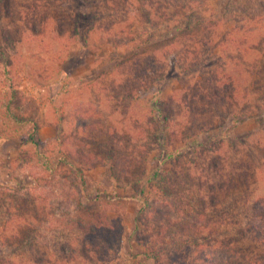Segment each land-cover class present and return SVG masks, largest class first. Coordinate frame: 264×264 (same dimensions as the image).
<instances>
[{"label": "rangeland", "instance_id": "1", "mask_svg": "<svg viewBox=\"0 0 264 264\" xmlns=\"http://www.w3.org/2000/svg\"><path fill=\"white\" fill-rule=\"evenodd\" d=\"M228 1L231 0H206L202 7L206 9L205 16L219 18ZM246 1L253 5L256 2ZM154 2L11 0L9 9L3 10L0 18V46L4 52V59H0V129L2 103L5 95H9L8 87L13 85L19 92L13 110L37 124L41 150L40 156L36 155L34 145L24 140L31 122L16 136L0 140V234L10 235L19 228L17 226L29 224L23 229L22 244L1 245L0 239V255L15 257V264L20 259L25 260L24 255H28V247L34 240L40 251L55 250L64 257H54L59 264L68 263L64 259H72L70 245L77 247L76 240H79L73 219L77 215L88 219L86 215L90 212H99L101 216L100 230L86 236L90 237L92 244L88 240L86 244L94 258L101 260V264H120L121 260L140 257L141 247L131 237L140 204L130 196V186L113 176L108 162L81 164L64 147L71 141L79 144L85 137L83 126L90 122L96 127L113 125L122 132L124 129L132 131L135 119L146 122L149 118L148 101L157 93V88H161L159 96L162 98L173 94L184 108H189L190 87L204 81V76H221L224 67H231L234 53V49L232 52L230 48L225 49L230 45L226 32L234 22L231 16L225 15L223 25L210 30L211 36L204 33L190 42H181L187 47L179 48L173 59L168 53L170 47L162 49V45L169 44L168 38L174 32L171 29L176 25L170 22L169 12L167 16L162 14L167 12L157 14V25L147 22V12ZM152 35L156 40L153 46L148 42ZM122 41L124 46H116ZM158 46L161 48L157 51ZM192 63L195 65L191 66ZM4 64L10 71L9 82L2 80ZM121 80L125 85L119 84ZM53 107L60 108L59 126ZM240 107L238 115L246 110L245 105ZM262 112L264 117V108ZM257 114H248L247 119L236 124L228 117L224 120L209 112L199 118L203 121H199L197 127L204 130L200 131L198 139L207 140L210 148L216 135L227 138L221 153L230 157L229 166L240 157L249 160L253 169L259 166L256 179L249 180V190L244 187L235 193L236 190L231 189L230 195L236 203L227 201L229 207L225 209L223 222L244 217V211L238 207L246 202L245 193L264 194V118ZM206 120L212 122L205 124ZM208 124L211 126L207 128ZM189 134L184 133V140L187 141ZM234 136H249L247 147L240 145L239 139H231L229 143L228 138ZM122 141L128 144V136ZM61 154H67L65 161L50 179L40 163L44 158L55 159ZM159 155L158 150L151 149L143 154L148 172L157 167L169 168L159 164ZM74 167L81 169L82 182L74 177ZM196 201L192 198L190 203ZM34 203L39 204L38 216H33L31 210ZM8 207H11V216L6 212ZM22 213L24 218H21ZM9 217L12 218L8 220ZM257 250L252 244L246 248V253L251 257ZM87 259L71 260L68 264H96Z\"/></svg>", "mask_w": 264, "mask_h": 264}, {"label": "trees", "instance_id": "2", "mask_svg": "<svg viewBox=\"0 0 264 264\" xmlns=\"http://www.w3.org/2000/svg\"><path fill=\"white\" fill-rule=\"evenodd\" d=\"M245 1H228L224 14L216 19L205 16L206 9L203 10L202 7L206 0H155L147 12L146 20L151 25H157L155 20L158 19L159 12H167L162 13L163 16L171 13L170 22L176 28L171 29L174 32L168 38L169 44L162 45V49L170 47L168 53L172 54L173 59L177 57L179 48L187 47L181 42H190L204 33L211 36L210 30L219 29V25H223L227 19L224 16H231L234 22L226 32L231 40L229 39L230 45L225 47L230 48L231 52L234 49L231 67H224L222 75L217 78L216 74L204 76V81H197L191 86L190 97L187 94L189 108H184L173 94L169 96V101V97L162 98L159 96L161 88H157V93L148 101L149 118L147 117L146 122L135 119L132 131L124 129L122 132L113 125L96 127L90 122L83 126L85 137L79 140V144L74 145L71 141L64 147L81 164L91 166L97 162H108L113 176L130 186V196L140 204L131 235L141 247L140 257L121 260L120 264H264V194L256 195L254 191L245 193L246 202L238 207V210L244 211V217L223 222L226 220L225 209L229 207L227 201L230 204L236 203V199L230 195L231 189H235V193L240 188L244 190V187L246 191L249 190V180L256 179L259 166L253 169L250 161L242 157L229 166L230 157L221 153L227 138L216 135L212 141L213 148H210L207 140L198 139L200 131L204 129L197 127L200 115L208 112L215 117L221 116L224 120L228 117L233 124L247 119L248 114L255 115L256 112L258 117L264 118V0H256L254 5ZM195 2H199V5H193ZM10 5L11 0H0V18L3 10L7 11ZM168 34L167 32L165 36L168 37ZM155 41L153 35L149 37L148 42L152 46ZM116 44L124 46L123 41ZM160 48L158 46L155 50ZM3 57L4 52L0 46V59H4ZM185 61L187 63V57ZM194 65L195 63L191 64ZM1 73L3 81H11L6 64L2 66ZM154 79L158 80L156 77ZM122 82L123 80L119 81V84L125 85ZM8 91L9 95H5L2 103L0 140L16 136L19 130L31 122L24 140L32 143L36 155L40 156L37 124L13 110L12 105L19 92L13 85L8 87ZM241 104L246 106L244 115L237 114ZM53 110L57 114L59 126L60 108L53 107ZM209 122L212 120H206L205 124ZM209 126L211 124L207 128ZM185 132L191 133L187 136V141L184 140ZM124 136H128V144L123 143ZM248 137L234 136L228 138V141L230 143L231 139H239L240 145L247 147ZM150 149L158 150L161 156L157 161L169 168L162 170L157 167L148 172L147 159L143 154ZM66 155L61 154L55 159L44 158L40 163L50 179L61 168ZM74 168V177L82 182L81 169ZM192 198L197 199L195 204L190 203ZM223 203L225 205L221 207ZM38 207L39 204L34 203L31 209L35 214L33 216H38ZM10 210L11 207H8L6 212L11 216ZM86 216L88 219L80 218L79 215L73 219V227L79 239L76 240L78 246L73 247L69 243L73 256L72 259H64V262L76 259L87 261L89 258L92 263L97 264L99 261L98 264H101V260L91 255V249L86 244V240L92 244L90 237L86 236L100 230L98 223L101 222V216L99 212H90ZM24 217L22 213L21 218ZM10 218L12 217L8 220ZM28 225L17 226L19 228L10 235L0 234L3 242L0 244H22L23 229ZM36 244L37 240H34L28 247V255H24L25 260L20 259L17 264H59V261L54 260V257H60L55 250L40 251ZM252 244L258 249V253L250 257L246 248ZM1 255L0 264H15V257Z\"/></svg>", "mask_w": 264, "mask_h": 264}]
</instances>
